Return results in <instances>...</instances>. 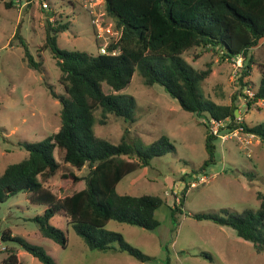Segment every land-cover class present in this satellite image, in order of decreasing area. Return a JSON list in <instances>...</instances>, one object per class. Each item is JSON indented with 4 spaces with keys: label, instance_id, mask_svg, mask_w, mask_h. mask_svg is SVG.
<instances>
[{
    "label": "rangeland",
    "instance_id": "rangeland-1",
    "mask_svg": "<svg viewBox=\"0 0 264 264\" xmlns=\"http://www.w3.org/2000/svg\"><path fill=\"white\" fill-rule=\"evenodd\" d=\"M16 1L6 7L4 0H0V172L8 163L28 155L18 141L40 140L60 124L61 101L49 91L52 87L56 93H64L58 80L60 70L51 49L42 47L47 13L54 12V17L69 22L67 28L57 33L60 47L98 51L90 15L79 1L48 0L51 8L44 10L39 0L23 5H20L23 0ZM104 18L107 23H114L111 16L104 14ZM21 39L34 59L41 60L39 68L27 65ZM248 55L254 62L242 80L257 89L261 75L259 63L264 62V37L249 49ZM182 57L196 69L211 68L201 82L205 96L229 102L235 93L240 120L247 125L264 120V100L247 107L244 88L239 87L238 78L248 59L242 56V66L233 75L230 59H222L212 48L194 46L184 51ZM103 88L110 91L106 84ZM119 91L134 96V119L125 120L108 113L106 121L101 123V110L97 109L94 123L97 134L112 142L119 141L124 134L130 142L141 141L144 146L164 133L174 145L172 150L152 157L149 164L125 175L116 185L119 193L159 195L163 201L155 209L157 226L148 229L115 219H109L105 225L122 233L125 240L147 257L137 259L117 248H90L66 216L58 212L49 221L64 230L67 242L62 246L44 236L32 219L43 212L45 204L30 200L24 191H17L0 201V261L9 246L17 250L18 260L14 264H44L16 242L2 239L1 231L9 228L13 234L42 245L56 264H264V252L256 251L252 242L239 236L232 226L194 216L196 212L259 207L258 192L264 193V141H255L254 137L251 142L241 143L236 137L223 141L216 137L214 159L199 169L207 158L206 127L194 112L183 109L161 84H145L137 70ZM230 121L223 129H229ZM54 154L60 160L56 148ZM65 170L83 176L88 168L63 164L47 182L59 196L85 185L83 179L73 182L63 177ZM197 173L204 174L208 181L188 189L186 182ZM175 205L178 209L173 210L171 207Z\"/></svg>",
    "mask_w": 264,
    "mask_h": 264
},
{
    "label": "trees",
    "instance_id": "trees-1",
    "mask_svg": "<svg viewBox=\"0 0 264 264\" xmlns=\"http://www.w3.org/2000/svg\"><path fill=\"white\" fill-rule=\"evenodd\" d=\"M14 3L4 0L6 7ZM104 9L113 18L116 30L107 53L60 47L57 33L67 28L69 22L59 17L53 21L46 19L42 47L53 52L60 70L58 80L64 89V93L58 94L49 87L50 94L61 101L60 124L40 140L17 142L27 149L28 155L8 163L0 172V201L24 191L30 200L45 204L43 212L32 217L44 236L66 245L64 230L49 221L60 212L90 248H117L143 260L147 255L142 250L105 225L109 219H115L148 229L157 226L155 209L163 199L150 193H119L116 185L125 175L149 164L152 157L172 150L174 145L164 133L144 146L141 141L130 142L124 134L119 141L112 142L95 132V111L101 110V123L108 113L133 120L135 98L119 90L137 70L145 84H161L183 109L194 112L199 122L205 124L207 158L199 169L214 159L215 149L216 136L209 131L204 118L229 117L228 127L240 124L264 141V120L253 125L236 122V94H232L229 102L205 96L201 82L211 68L196 69L182 57L184 51L194 46L212 48L222 59L242 55L248 62L238 78L239 87L247 86V80L242 78L248 75L247 68L254 62L248 55L249 49L264 37V0H104ZM21 44L27 65L39 68L41 60L34 59L23 39ZM113 49L117 51L111 53ZM259 68V85L254 97L246 101L247 107L264 97V62L259 63ZM104 84L110 91L104 90ZM55 148L60 160L55 157ZM63 164L77 169L87 166L88 171L80 176L73 170H65L63 177L73 182L83 179L85 185L59 196L47 182ZM258 197L257 209H223L196 212L194 216L232 226L239 236L252 242L256 251L264 252V193L259 191ZM171 208L175 210L178 206ZM1 237L16 242L44 264H56L42 245L13 234L9 228L1 231ZM6 247L0 264L16 263L17 250Z\"/></svg>",
    "mask_w": 264,
    "mask_h": 264
},
{
    "label": "built area",
    "instance_id": "built-area-1",
    "mask_svg": "<svg viewBox=\"0 0 264 264\" xmlns=\"http://www.w3.org/2000/svg\"><path fill=\"white\" fill-rule=\"evenodd\" d=\"M16 1V0H15ZM33 0H23L20 5L27 4L32 2ZM41 7L44 9L51 8V5L48 0H39ZM79 1L81 5L88 11L90 15V22L92 24L93 32L96 41H98V52L107 53V45L111 38L116 34V30L113 28V25L107 23L104 18L105 9H104V0H75ZM19 3V2H18ZM17 4V1H16ZM47 19L50 21L54 20V14L47 15ZM117 50L113 49L111 53H115ZM241 55H235L228 59H230V65L233 72V75L238 74L239 68L242 66L241 63ZM243 93L247 97V100L251 99L255 95L256 89L252 88L250 85L243 87ZM246 100V101H247ZM264 100V97L258 99ZM256 100L255 102H257ZM254 102V103H255ZM253 104V103H252ZM235 115V121L240 123L242 120L241 115ZM230 120L229 117L222 119H215L213 117L204 118V121L208 124L209 131L214 134L216 137H219L222 141L230 138L236 137L241 143L251 142L254 140L255 135L252 132H247L243 129L242 125H238L235 127H228L229 129H223L226 125V122ZM208 181V178L204 174H193L190 176V179L186 182L188 185V189L190 187H195L201 183ZM1 243V241H0ZM5 247V246H4Z\"/></svg>",
    "mask_w": 264,
    "mask_h": 264
},
{
    "label": "water",
    "instance_id": "water-1",
    "mask_svg": "<svg viewBox=\"0 0 264 264\" xmlns=\"http://www.w3.org/2000/svg\"><path fill=\"white\" fill-rule=\"evenodd\" d=\"M234 113H235V115H237V113H238V108L235 109Z\"/></svg>",
    "mask_w": 264,
    "mask_h": 264
},
{
    "label": "crops",
    "instance_id": "crops-1",
    "mask_svg": "<svg viewBox=\"0 0 264 264\" xmlns=\"http://www.w3.org/2000/svg\"><path fill=\"white\" fill-rule=\"evenodd\" d=\"M238 114V113H237ZM260 138L258 136H256V140L255 141H258Z\"/></svg>",
    "mask_w": 264,
    "mask_h": 264
}]
</instances>
